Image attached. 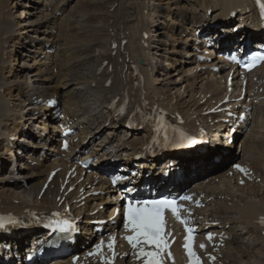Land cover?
<instances>
[{"label": "bare ground", "instance_id": "1", "mask_svg": "<svg viewBox=\"0 0 264 264\" xmlns=\"http://www.w3.org/2000/svg\"><path fill=\"white\" fill-rule=\"evenodd\" d=\"M12 1L15 2L16 11L9 12L11 0H0V73L2 74L0 77V148L10 135L17 140L13 145L18 144L19 149L23 144L33 149L47 146L49 127L40 117L44 110L32 105L30 99L33 97L58 95L62 101L61 106L67 110V113L78 116L79 121L83 123L84 127L79 132V136L82 137L80 140L91 134L87 143L85 140V145H90L92 154H99L104 149L117 148L111 144L113 139L109 138L114 128H110L108 136L102 137L100 143H97L99 140H95V135H102L108 131L107 127L103 128L109 114L105 109L109 100L120 97L121 92L125 90L134 98L135 103H138L141 97L139 92L144 90V98L150 109L157 102V105L165 107L170 112L182 114L191 128H194L195 121L204 124L205 118L202 115L212 106V101L218 103L223 99L226 75H212L209 65L195 64L191 51H187V61H182L185 55L180 52V49L191 47L190 39L192 38L187 36L186 32L193 31L195 26L202 29L208 25V21L221 24L226 29L228 26L235 25L237 20L244 23L250 18L254 19V13L246 12V5L251 0H110L106 3L103 12L96 4H93L88 11L77 13H66L64 0L59 3H55L57 0ZM208 8L211 9L212 17H206ZM238 9L240 10L236 20L232 21L227 17ZM58 11H62L63 14L57 16ZM98 14L103 21L108 20L106 24H91L97 19ZM68 15H74L76 21L70 24ZM225 15L226 21L223 22ZM151 27L156 28V34L164 37L168 43H164V46L154 45L155 43L151 41L154 40L155 35L148 34V38L144 40L147 44L145 48L140 40L144 39V34L150 32ZM52 30H57L56 36L51 34ZM207 31L215 37H218L220 32V30L212 29ZM245 31L249 32V29ZM73 36H79L78 40L81 42L74 43L71 40ZM98 36L101 38L98 39ZM242 36V34L234 35L238 38ZM29 39L35 42L31 47L22 43ZM118 39L127 40L128 43L123 50L117 43L115 56L112 57L110 47ZM159 43L163 42L156 41V44ZM45 44H50L49 49L55 47L54 55L47 53L48 48L43 47ZM13 48L18 51L19 48L25 50L26 53L23 54L25 61L24 64L17 65L16 68L8 71L7 64L9 66ZM4 56L7 57L6 60ZM139 59L142 60V65L138 64ZM106 61L108 66L97 73ZM178 63L179 68L175 67ZM182 64L185 66L193 64L195 67L186 70L184 67L181 68ZM109 67L112 69L111 73H109ZM54 69L56 74H53ZM197 69H200L199 72H194L192 76L188 74ZM136 71L143 77V83L138 75H134ZM257 73L255 77L264 79V68ZM176 74L180 77L178 81L173 80ZM110 78L111 86L105 87L104 84ZM181 84H186L183 92H181ZM232 87L234 91V83ZM259 88L263 90L259 96L264 97V85ZM61 89H64L65 93L61 92ZM254 111L256 114L255 112L253 114L254 120L250 131L244 135L240 144L239 136H236L239 135L237 133L240 130H237L232 137L235 141H232L223 153L221 151L218 155L219 150L211 148L210 154L215 157L213 161L208 162L202 155L182 159L171 155L166 156L172 159H169L167 164L174 160L183 162L185 170L190 175L189 182L193 178L194 181L200 180L199 176L212 172L229 160L230 151L236 152L241 160L240 163H247L254 170L256 177L260 178V183L238 187L220 174L215 177V181L219 183L209 182L206 186V192L216 199L210 210V216L220 226L217 233L225 230L230 237V240L225 242L226 247L222 252L223 264H264V236H262L264 228H261L259 224V218L264 217V102L254 107ZM35 112L37 115L34 114ZM191 117H195L196 120L189 121ZM109 122L113 126H118L120 123L112 117H109ZM23 126L29 129L27 138L33 137V129H35L39 133L46 132L45 140L40 145L28 144L19 129ZM220 128L221 126H215L217 134L214 144L219 140ZM128 136L132 140L128 143L125 140L123 145H128L136 151L137 145L148 136V133H128ZM6 151H8L7 148ZM6 151L0 153V162L6 159ZM49 151L53 152L51 149ZM34 152L35 150H31L29 155L22 154L21 158L15 159L13 162L15 176L8 172L7 175L0 177V211L23 214L27 209L55 208L54 199L58 196L60 183L57 181L63 178L65 172L55 177L49 189L38 200L40 187L55 165L52 167L40 163L34 168L27 166L28 161H35ZM104 156L106 155L103 154ZM157 162L159 161H155ZM86 185L93 186L92 191L109 189L103 178L94 183V180L88 177ZM83 188L84 194L91 192V188L87 189L85 186ZM74 196L76 197V193L73 194ZM85 202H99L95 207L103 205L105 209V203L100 196L87 198ZM71 210L76 216H83L82 235H88L86 220H92L93 217H88L82 210L74 208ZM97 216L104 218V215L100 213H97ZM242 232H244L243 235Z\"/></svg>", "mask_w": 264, "mask_h": 264}, {"label": "snow or ice", "instance_id": "2", "mask_svg": "<svg viewBox=\"0 0 264 264\" xmlns=\"http://www.w3.org/2000/svg\"><path fill=\"white\" fill-rule=\"evenodd\" d=\"M259 58L264 60V55H260ZM255 60L256 57H253V63ZM185 140L189 143L195 142L190 137L182 136L181 142ZM64 147L67 148L66 143ZM236 167L241 172L246 171L245 169L240 168L238 165ZM179 199L188 201L191 200V197L181 196ZM166 209L170 210L171 214L181 223H185L186 231L189 233L193 231L191 228H187V222L181 219L179 213L182 211V209L177 205L175 200L162 199L129 201L125 209L124 227L126 230L132 233V235L126 237V240L134 250V254L137 256V258H143L144 264H163L162 254L169 246L166 239L167 233L165 232V221L163 217V212ZM4 226V218H0V228H3ZM57 228L60 231L67 232L70 230V222L66 219L62 222H58ZM207 238L211 240V234H209ZM191 241L192 236L189 235L186 237L184 247L188 251L189 256L194 257L195 253L192 251ZM149 246L153 250L146 251L145 249ZM99 247L100 246L98 245L97 248ZM204 247V245H201V248ZM109 248H113L111 243L109 244ZM108 264H111V262H108ZM193 264H200V262L198 259H194Z\"/></svg>", "mask_w": 264, "mask_h": 264}, {"label": "rangeland", "instance_id": "3", "mask_svg": "<svg viewBox=\"0 0 264 264\" xmlns=\"http://www.w3.org/2000/svg\"><path fill=\"white\" fill-rule=\"evenodd\" d=\"M109 1L110 0H73V3L71 4V7L72 8H70L69 9V11H68V13H77V12H82V11H88L89 10V8L94 4H96L97 5V7L98 8H100V11L101 12H103V11H105V6H106V3H109ZM11 5V6H10ZM15 2H13L12 0H11V3L9 4V6L11 7L10 9H9V12L11 11H16V9H15ZM13 7H14V9H13ZM18 9H19V7H18ZM20 10H22V9H20ZM100 13V12H99ZM87 14V13H86ZM86 14H84V16L86 15ZM81 18H83V16L81 17ZM68 22L71 24V23H74L76 20L74 19V15H68ZM71 19V20H70ZM103 18H101V16H100V14H98V16H97V19L94 21V22H88V23H91V24H102V25H104V24H106V22L108 21V20H102ZM99 20H102L101 22H98ZM88 21V20H87ZM160 21V20H159ZM159 24H162L161 22H158ZM74 25H77V24H74ZM94 36H96V35H94ZM99 38L98 39H100L101 37L100 36H98ZM78 38H80L79 36H73L72 37V41L74 42V43H78V42H81V41H79L78 40ZM85 40V39H84ZM173 72H175V71H173ZM175 79H176V77H175ZM189 83V82H188ZM182 86V85H181ZM185 85H183V87H184ZM183 87H182V90H183ZM246 238V237H245Z\"/></svg>", "mask_w": 264, "mask_h": 264}]
</instances>
